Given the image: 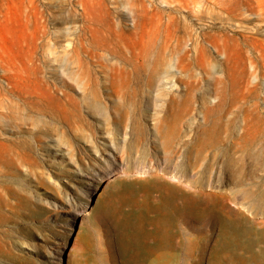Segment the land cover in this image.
Segmentation results:
<instances>
[{
	"label": "rangeland",
	"instance_id": "1",
	"mask_svg": "<svg viewBox=\"0 0 264 264\" xmlns=\"http://www.w3.org/2000/svg\"><path fill=\"white\" fill-rule=\"evenodd\" d=\"M0 264H264V0H0Z\"/></svg>",
	"mask_w": 264,
	"mask_h": 264
},
{
	"label": "bare ground",
	"instance_id": "2",
	"mask_svg": "<svg viewBox=\"0 0 264 264\" xmlns=\"http://www.w3.org/2000/svg\"><path fill=\"white\" fill-rule=\"evenodd\" d=\"M44 110L50 112L51 114L56 115L60 119V123L64 124L63 116H62L63 110L62 109H58L57 110V107H56V105L54 103H50L49 105L47 104L45 106ZM29 156L30 155H29V153L27 151L26 152L21 151V152L17 153L18 160L21 163L27 161Z\"/></svg>",
	"mask_w": 264,
	"mask_h": 264
}]
</instances>
